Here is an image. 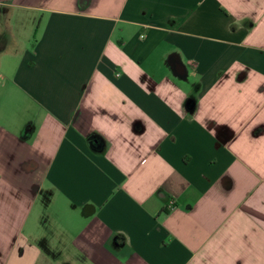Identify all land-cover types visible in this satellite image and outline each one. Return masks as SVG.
<instances>
[{
  "label": "crops",
  "instance_id": "obj_1",
  "mask_svg": "<svg viewBox=\"0 0 264 264\" xmlns=\"http://www.w3.org/2000/svg\"><path fill=\"white\" fill-rule=\"evenodd\" d=\"M56 259L264 264V0H0V264Z\"/></svg>",
  "mask_w": 264,
  "mask_h": 264
},
{
  "label": "rangeland",
  "instance_id": "obj_2",
  "mask_svg": "<svg viewBox=\"0 0 264 264\" xmlns=\"http://www.w3.org/2000/svg\"><path fill=\"white\" fill-rule=\"evenodd\" d=\"M58 261L57 264H68L67 262H63L62 259H56ZM60 261V262H59Z\"/></svg>",
  "mask_w": 264,
  "mask_h": 264
},
{
  "label": "built area",
  "instance_id": "obj_3",
  "mask_svg": "<svg viewBox=\"0 0 264 264\" xmlns=\"http://www.w3.org/2000/svg\"><path fill=\"white\" fill-rule=\"evenodd\" d=\"M172 204H173V203L171 202V207H172Z\"/></svg>",
  "mask_w": 264,
  "mask_h": 264
}]
</instances>
